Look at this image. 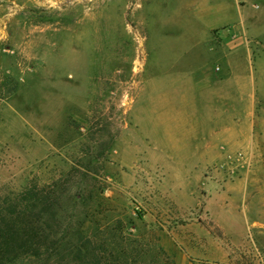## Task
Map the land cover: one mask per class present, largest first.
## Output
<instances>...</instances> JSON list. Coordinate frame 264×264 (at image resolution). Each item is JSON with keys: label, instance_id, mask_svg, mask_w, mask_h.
<instances>
[{"label": "rangeland", "instance_id": "1", "mask_svg": "<svg viewBox=\"0 0 264 264\" xmlns=\"http://www.w3.org/2000/svg\"><path fill=\"white\" fill-rule=\"evenodd\" d=\"M220 7L0 0V223L30 228L7 264H264V96L233 147L183 77Z\"/></svg>", "mask_w": 264, "mask_h": 264}, {"label": "crops", "instance_id": "2", "mask_svg": "<svg viewBox=\"0 0 264 264\" xmlns=\"http://www.w3.org/2000/svg\"><path fill=\"white\" fill-rule=\"evenodd\" d=\"M219 9L218 21H205V40L219 48V56L183 77L193 96H217L210 115L221 121V143L254 144L255 102L257 96H264V0H221ZM239 54L245 55L242 61ZM237 96H250L244 110L237 108ZM235 125L243 126L237 129Z\"/></svg>", "mask_w": 264, "mask_h": 264}, {"label": "trees", "instance_id": "3", "mask_svg": "<svg viewBox=\"0 0 264 264\" xmlns=\"http://www.w3.org/2000/svg\"><path fill=\"white\" fill-rule=\"evenodd\" d=\"M24 217H3L0 223V264L13 261L28 252L29 226Z\"/></svg>", "mask_w": 264, "mask_h": 264}]
</instances>
